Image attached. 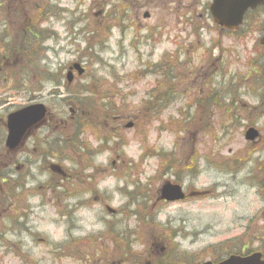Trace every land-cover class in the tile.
Masks as SVG:
<instances>
[{"label":"rangeland","instance_id":"rangeland-1","mask_svg":"<svg viewBox=\"0 0 264 264\" xmlns=\"http://www.w3.org/2000/svg\"><path fill=\"white\" fill-rule=\"evenodd\" d=\"M0 3V47L15 38L8 46L10 52L4 57L0 54V264H134L125 260L128 255L145 262L152 251L161 256L167 245L174 243L178 249L172 264L190 261L193 256L196 260L190 264H200L264 248V191L259 189L264 183V145H259L264 140V93L262 86L249 82L245 74L251 42H236L217 33L193 34L201 28L198 23L212 26L211 20L194 18V23H184L192 14L204 15L206 0ZM145 13L150 14L149 19L144 18ZM34 27L42 30V44L28 42L27 33ZM21 39L29 46L26 51L37 52L31 59H41L40 67L46 66L57 81L67 83L68 69L74 64L86 69L85 76L75 73L69 92L77 88V102L85 108L94 104L99 112L92 118L95 121L102 114L103 95L109 97L116 120L119 112V118L138 115L134 109L147 107L151 90L161 81L155 71L158 64L167 55L174 59L181 46L185 53L179 61L183 64L191 59L186 69L193 68L200 79L195 81L192 75L185 83L172 81L178 96L169 112L158 119L160 125L169 119L172 131L160 133L159 128L158 137L152 139L153 125L142 123L145 134L142 130L135 140L136 134L127 131L128 145L123 150L111 142L93 161L76 159L75 154V161L46 158L29 165L21 149L8 152L5 147L7 117L12 112L29 103H43L50 127L44 124L37 134L56 139L47 148L57 146L63 155L74 154L69 143L73 133L81 130L70 119V110L77 108L70 99L74 96H67L59 83L45 84L42 70L40 77L22 75L27 60L15 53L22 47ZM213 42L218 46L210 53ZM215 58L220 61L213 62ZM211 64L220 68L211 87L217 96L207 88L208 78L204 77ZM183 69L178 67L180 72ZM166 80L164 74L163 82ZM203 97L206 103L202 108L189 109L194 100ZM117 109L121 111L115 112ZM180 113L187 119L175 127L173 119L183 120ZM231 116L234 122L228 121ZM180 126L185 130L178 132ZM248 127L260 132L261 139L255 144L244 138ZM93 134L101 135L90 130L81 137L84 141ZM144 138L153 142L147 139L144 145ZM173 156L197 163L198 176L180 180L184 188L189 193L207 191L209 196L152 208L154 180L160 181L161 164ZM52 166L71 178L51 171ZM27 175L31 176L28 184ZM3 179L9 185L2 183ZM170 180L176 182V178ZM130 200H135L134 206H128ZM136 213L145 220L131 217ZM151 217L155 221L149 225ZM113 229L128 247L115 245V238L107 235ZM90 237L95 240L82 245L81 241Z\"/></svg>","mask_w":264,"mask_h":264},{"label":"flooded vegetation","instance_id":"flooded-vegetation-1","mask_svg":"<svg viewBox=\"0 0 264 264\" xmlns=\"http://www.w3.org/2000/svg\"><path fill=\"white\" fill-rule=\"evenodd\" d=\"M201 3V2H200ZM210 5L211 1L206 0V4H204V7H202V11H204V15H200V19L203 20H212L213 17L210 12ZM195 21L194 17L191 16L190 18H187L184 22L186 25H189ZM212 33H217L220 36H227L229 38H233L236 42H251V47L249 49V67L248 71L246 74L247 80L253 84H258V86H262L261 91L264 93V45L261 44V41L264 39V0L262 3H259L255 8L248 9V11L245 13L243 17V24L239 27L237 30H224L221 29L220 27H215L214 25L209 26L206 24L205 26L202 25L201 28H197L193 30V34L196 36H202V35H207V34H212ZM162 36V34L160 35ZM150 38H153V35H150ZM218 44L216 42H213L212 45L210 46L211 49L216 48ZM181 50H178L179 55L177 54L174 59L170 58V60H166L162 62L157 68L155 69L156 72H158L161 76V81L157 82L156 85L153 87L151 90L149 96H148V102L146 103L145 108H139V109H134V111L138 112V115H135L134 117L131 116H126L123 115L120 117V109L115 110V112H119L116 120V117H112L111 111L114 109H111L108 101L109 97H106L103 95L102 100V114L101 117L98 118L96 121L93 120V116L96 113L97 110L94 107V104L92 106H89L88 108H85V105L80 103L78 104L77 98H78V92L76 89L73 88V93L69 92V89L72 85V82H69L68 77H66V82H61L62 88L64 90H67V96H74L70 99L74 100L77 108L71 109L70 113L72 114L70 119L72 123L74 122V125L76 128H78L80 133L74 134L73 133V139L70 140V145H72V150L73 153L71 156L63 155L60 153V149H58L57 146L48 147L51 143H56V139L49 140L48 138L43 139L39 134H37L42 128H45L44 124H46V121H44L43 125L31 129L26 137L25 141L22 147V152L21 155L25 159L26 163L29 165L35 164V163H41L43 160L46 158L56 160L60 162V160H71L75 161L73 155L76 154V159L80 160H91L93 161L97 157H99L102 153L107 151V147L111 144V142H114V145L116 148H119L120 150L124 149L126 145H128V140H126V134L127 131H133L136 135V138L138 139V135H141V132L143 130V134H145L144 129L142 128L143 125L142 123H147L149 122L150 124L153 125L152 128V139H154V136L158 137L156 134L157 130L160 133L171 131V128L169 127L171 124L169 123V119L167 120L165 125H160L158 119L159 117L164 116L166 113L169 112L171 109V106L173 105V101L176 100L178 93L174 90V86L172 84V81H177L178 83H181L182 80H186L190 78L192 75L194 76V80L198 81L200 78V73L197 74L193 72V68L191 69H186V66L191 65V59H188L183 62V64L179 61L180 59V54H184V46H181ZM218 63L220 61V58L213 59V62ZM209 64V63H208ZM183 66V71H179L178 67ZM218 64L215 65H209L207 68L212 69V72H210L209 69V74L208 72L204 73V77L208 78V82L214 83V79L217 77L218 73L220 72V68H218ZM153 69V68H152ZM72 67L68 69V73L70 72L72 74ZM154 71V70H153ZM75 71H73V74ZM166 75L167 80L166 82H163V75ZM197 74V76H196ZM212 77V80H211ZM75 79V76L72 77ZM57 83V82H55ZM25 85V82H24ZM252 91L256 95V88L253 87ZM216 96V94H214ZM176 97V98H175ZM123 99L125 100L126 97L123 96ZM204 99V97L202 98ZM197 101V100H196ZM199 101V100H198ZM85 102V101H84ZM99 102V101H97ZM82 104V105H81ZM142 103L140 102V106ZM200 102L194 103L192 106L189 107V109L193 107H198L199 108ZM74 115V117H73ZM99 116V115H98ZM97 116V117H98ZM48 117V116H47ZM47 119V118H46ZM69 119V120H70ZM154 122V123H153ZM158 122V123H157ZM157 123V124H155ZM115 125V126H114ZM47 128L50 127V125H47ZM90 130L93 132H99L101 133L100 136L97 134H93L94 136L90 137V139H87L83 141V136L84 133H88ZM133 136L131 137L133 139ZM148 139V138H147ZM144 138V141L142 144L146 145L148 143V140ZM261 139V137H260ZM142 139H140L141 141ZM153 142V140H149ZM98 142L97 147L91 146V143ZM40 144V145H39ZM259 145H264V140H262ZM94 147V150L91 148ZM112 151V150H111ZM113 152V151H112ZM78 157V158H77ZM118 159H124V156H116ZM155 158V155L153 156ZM124 161V160H122ZM180 161V162H179ZM55 163V162H52ZM161 170L163 173L161 174L162 178L165 177L166 179L161 182L162 178L155 179L154 181L156 182L154 186V205L153 208H158V207H163L165 205L173 204V203H168L166 200L161 199L162 197V187L167 181H171L173 184L180 185L182 188H184L183 184L180 182L183 181L186 178H189V170H188V162H184L183 159H177V157H169L166 159V162L161 164ZM50 170H55L58 173L59 169L57 166H52ZM62 176L64 178L69 177L71 178L68 174L62 173ZM171 178H176V182H173L170 180ZM31 176L27 175L26 180L27 184L30 182ZM159 181V182H157ZM54 188V187H53ZM52 189V188H51ZM32 191V190H29ZM191 193L188 192L187 189H184V193L186 194V199L184 200L187 201L189 200V197H192V199L198 198L196 193ZM36 194V193H35ZM29 194L30 195H35ZM182 202V201H181ZM177 203V202H176ZM180 203V202H178ZM173 248V251H172ZM177 249L178 246L177 244H168L166 249L163 250V255L158 256L155 255V250L154 252L149 255V259H147L145 262L144 261H134L132 259L127 258L126 260H130V262L134 264H163L164 262L171 261V260H176V255H177ZM171 252V253H169ZM169 253V254H168ZM166 260V261H165Z\"/></svg>","mask_w":264,"mask_h":264},{"label":"water","instance_id":"water-1","mask_svg":"<svg viewBox=\"0 0 264 264\" xmlns=\"http://www.w3.org/2000/svg\"><path fill=\"white\" fill-rule=\"evenodd\" d=\"M263 0H213L211 13L217 24L228 29H237L242 23L244 13L252 7H255ZM148 15H146L147 17ZM264 44V41L262 42ZM73 69L78 70L79 75L84 74V69L79 64L74 65ZM69 81L72 80V74H68ZM46 114L43 105H35L25 108L12 114L8 118L7 128L8 136L6 146L9 150H15L23 141L25 133L32 127L40 123ZM258 132L255 129H249L245 138L248 141L257 139ZM162 198L167 201H176L184 198L179 187L170 184L164 186ZM205 264H213L211 262ZM219 264H264L261 254H254L250 257L232 256L228 260Z\"/></svg>","mask_w":264,"mask_h":264},{"label":"trees","instance_id":"trees-1","mask_svg":"<svg viewBox=\"0 0 264 264\" xmlns=\"http://www.w3.org/2000/svg\"><path fill=\"white\" fill-rule=\"evenodd\" d=\"M0 5H1V3H0ZM0 8H2V6H0ZM5 9V8H4ZM6 11H10V10H8V9H5ZM107 32H108V29L104 32L105 33V35H107ZM27 39H28V42H29V44H33V43H40V44H42L43 42L41 41L42 39H43V34H42V30H41V28L40 27H34L31 31H29L28 33H27ZM15 40V38L13 37V39H12V41L11 42H9V43H3V45L0 47V54H2V56H3V54L4 53H7V52H10V49L8 48V46H9V44H12L13 43V41ZM21 46L22 47H18L16 50H15V53L17 54V55H20V56H22V57H25L26 58V60H27V67H25V68H22V70H21V72H22V75H24V71L26 72V71H28L29 72V77L30 78H32V77H35V76H39L40 77V71L42 70V74L43 75H45V78H47V79H52V80H55V77H54V74H52V73H50L49 71H48V68L46 67V66H41L40 67V65H42V60L41 59H38V60H36V61H34V60H32L31 59V57L33 56V54H34V52H32V51H30L29 49H27V51L25 50V47H29V46H26V44H25V42L23 41V39H21ZM35 54H37V52L35 53ZM34 54V55H35ZM4 57V56H3ZM30 59H31V61H30ZM44 72H45V74H44ZM230 120V118L228 119V121ZM179 123L180 122H177V121H174V123L173 124H175L174 126L175 127H178L179 126ZM180 129H184L183 127H179ZM195 167V165H193V164H191L189 167H188V169L189 170H194V173H196V171L198 170L196 167ZM191 171V172H192ZM193 173V172H192ZM197 174H195L194 176H196ZM5 179H3V181H2V183H5L6 185L8 184V180H7V183H6V181H4ZM9 185V184H8ZM17 185H20V184H18L17 183ZM21 187V185L19 186V188ZM262 190H264V183L263 184H261L260 186H259ZM15 190V189H14ZM133 204H135L134 202H133V200L130 202V205H133ZM138 217H139V214H138ZM137 217V218H138ZM147 217H149V216H147ZM145 216L143 217V218H141L140 217V219L138 218V221L139 222H141L143 219L145 220ZM16 219L15 218H12V222L13 223H17V221H15ZM153 222H154V219H153V221L152 222H150L149 223V225H152L153 224ZM107 235H111L112 237H114L115 239H114V243H115V245H117V246H120V247H128V242L125 240V239H122V238H120V236H119V234H116L115 232H114V229H113V231H111V232H108L107 233ZM263 238V241H264V235L262 236ZM93 240H95V237H90V238H88V239H86V240H84V241H81V243H82V245H84V244H86V243H90V242H93ZM250 253H252V251H248L247 252V254H250ZM193 260H196V257L195 256H193L192 258H191V262L193 261ZM190 261L187 263V264H190ZM198 264V263H197Z\"/></svg>","mask_w":264,"mask_h":264}]
</instances>
